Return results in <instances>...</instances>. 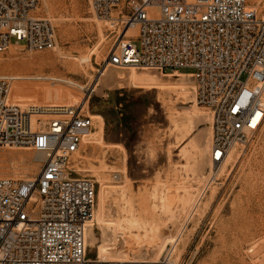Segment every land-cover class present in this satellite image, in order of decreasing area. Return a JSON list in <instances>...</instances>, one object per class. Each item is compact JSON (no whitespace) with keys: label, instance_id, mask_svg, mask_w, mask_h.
Masks as SVG:
<instances>
[{"label":"built area","instance_id":"1","mask_svg":"<svg viewBox=\"0 0 264 264\" xmlns=\"http://www.w3.org/2000/svg\"><path fill=\"white\" fill-rule=\"evenodd\" d=\"M87 1L98 19L110 23L114 39L91 80L83 86L62 81L80 90L79 102L16 104L10 91L19 79L0 74V147L44 156L33 177L0 178V264H170L169 252L155 261L123 262L86 250L96 180L80 174L79 160L93 130L88 102L107 67L188 74L194 102L210 114L213 162L264 122V17L248 0ZM38 4L0 0V52L11 44L52 46L53 25L38 15ZM120 176L113 172L115 180Z\"/></svg>","mask_w":264,"mask_h":264},{"label":"rangeland","instance_id":"2","mask_svg":"<svg viewBox=\"0 0 264 264\" xmlns=\"http://www.w3.org/2000/svg\"><path fill=\"white\" fill-rule=\"evenodd\" d=\"M248 3L264 16V0H248ZM37 13L53 25L54 41L61 53L78 56L91 51L90 62L79 65L80 71L77 72L67 70L60 65L61 62L50 68H23L15 65L16 62L30 55L44 54L56 59V54L51 48L20 50L12 45L0 52V74H52L78 83L91 80L95 69L102 67L113 43L108 21L97 19L87 0H39ZM51 15L60 17V24L53 21ZM71 56L60 60L72 62ZM129 71L107 67L98 78L88 102V114H99L103 119L105 142L118 144L108 149L104 158L98 154L95 144L84 143L81 147L80 174L95 179V172L86 170L89 166L102 163L106 169L102 179L107 191L106 215L111 218L126 216L127 207L122 199H127L135 209L134 215L141 218L142 212L153 203L152 189L161 192L164 187L177 191L171 208L178 209L181 205L177 198L182 194V188L188 187L194 203L189 208L176 210L177 219L169 220V227L161 231L164 236L178 238L171 257L177 255L179 264H264V122L257 132L235 143L236 158L222 171L217 172V166L209 167L208 164L201 167L198 163L202 154L189 151L187 146L198 131L204 129L210 132V119H195L192 124L189 123L182 114L191 103H183L186 99L165 89L133 87L128 81ZM120 72L124 78H119ZM136 72L143 78L163 84L176 81L175 77L155 71ZM29 84L45 90L56 88L66 94L34 95L24 100L17 94L20 87ZM79 97L80 90L73 86L62 81L51 83L50 80L40 79L18 80L10 91V100L16 104L72 105L78 102ZM196 105L197 109L209 115L206 108ZM91 118L92 131H95L97 120ZM84 155L92 156V161L86 163ZM43 158L32 149L2 146L0 178L21 180L31 177L38 172ZM113 172H119L120 179L115 180ZM111 184L117 188H107ZM98 187L99 181L96 193ZM211 189L215 192L210 198ZM154 200L159 204L157 199ZM165 217L159 207L154 220L162 221ZM93 231L96 243L101 229L95 225ZM121 246L118 243L115 250L127 249V246ZM155 247L142 245L135 254L141 260L152 259ZM87 249L90 255L96 254L95 249ZM169 249L168 243L157 258Z\"/></svg>","mask_w":264,"mask_h":264},{"label":"bare ground","instance_id":"3","mask_svg":"<svg viewBox=\"0 0 264 264\" xmlns=\"http://www.w3.org/2000/svg\"><path fill=\"white\" fill-rule=\"evenodd\" d=\"M50 7L51 6H49V8ZM37 10H38V7H37ZM51 18L53 21H56L58 23L61 21L59 19L60 17L57 18L51 15ZM108 24L110 23L108 22ZM62 28L63 27H61V29ZM12 45L18 46L20 50H22L19 44H11L10 46ZM50 48L56 54V59H51L49 56L44 55V54L34 55V56L30 55L16 62L15 65H18L23 68L25 67H38V68L49 67L50 68V67L56 66V64L61 62L60 65L66 67L67 70L77 72L79 70V65L81 66V64L83 63L86 65L88 64V62H90V52L91 51L89 53L81 54L78 56H71L68 54L65 55L58 50V44L55 41ZM70 56L71 58H73L72 62L71 60L65 61V62L60 60L64 58H70ZM105 70L103 71V73L105 72ZM129 70L130 71L128 74V81L133 87L165 89L168 92L172 91L174 92L175 95L186 99V101H183V103H191L188 108L184 109V113L182 114V117L188 120L189 123L192 124L195 119H197L198 121L202 119L203 120L210 119L209 118L210 114L207 115L206 113L201 112L199 109H197V105L194 102V90L192 89L193 81L189 77L188 74H185L179 71H175V73L162 74V75L169 76V77H175V80H176L172 82L171 81L166 82L163 84L151 78H148V79L143 78L142 76L137 74L136 72L137 70H134V69H129ZM14 76L17 77L19 80L40 79V80H50L51 83L53 81L55 82L56 81H65V82L69 81L72 84L74 83V84L83 86L81 85L82 83H78L68 78H61L58 76H54L52 74L51 75L50 74H38V75H30V74L29 75H22V74L19 75L18 74ZM118 76L119 78L125 77L122 72H120ZM190 85H191V90H190ZM55 94L62 96L63 94H66V92H63L62 90H58L56 88H49L45 90L41 87L30 86L29 84L24 87H20L17 95L20 97H23V99L26 100V99H30L31 96H34V95L44 96V95H55ZM79 100H80V97L78 98V102ZM60 104H64V103H60ZM19 105H22V104H19ZM37 105L42 106L44 108V107L53 106L56 104H51V105L37 104ZM64 105H68V104H64ZM89 115L94 117V119L96 118L97 127L95 131H92L89 134V136L84 140V142L95 144L97 148L99 149L98 154L100 155L101 158H104V155L108 151V149L113 148L115 147V145H118V144L106 143L104 139V133H103L104 131H103L102 117L99 114L90 113ZM175 126H177V123H175ZM210 137H211V132L206 131L204 129L200 130L191 138V141H189L190 143H189V146H187V148L189 149V151H193V152L196 151L198 152V154L199 153L202 154L201 156L202 159L200 160V163H198L201 167L205 164H208L209 167L217 166L216 167L218 170L217 172H219L224 169L226 164L234 162L236 158L235 153H236L237 147L235 144L231 145L228 149L227 154L219 162H213L210 160V155H209ZM120 150L123 151L122 147ZM91 158L92 156L90 155H84L83 157L86 163H88L87 161H92ZM86 170L94 171L96 175L95 180L97 179L96 183L99 181V187H98L99 189L95 197V207H94V212H93L92 223L91 222L89 223V226L85 232L86 233V236H85L86 237V250H88L87 248L95 249L97 256L101 260H104V261L130 262V261H140L141 260V257H138L135 254V251L139 249L142 245L147 244L149 246H156L155 247L156 252L154 253L153 258L147 260V261H155L157 260V257H159L161 251L164 250L165 246L169 243L170 244L169 254L171 255L174 254L175 247L178 242L177 241L178 238L176 236L175 237L164 236L161 233V231L169 227L167 225L169 220L177 219L178 215L177 213H175L176 210L189 208L194 203V201L191 200L192 194L188 187L182 188V191H181L182 194H180L179 197L177 198L178 202H180V205H181L178 209L171 208L172 202L174 198L176 197L177 191L173 192L172 190L168 189V187L166 188L164 187V189L161 192L158 191L160 192L158 194V192H156V189L153 188L152 189L153 203H151L147 207V209H145V211L142 212L141 218H138L134 215L135 209L132 206L131 202L128 201L127 199H122L123 203L127 207V210H126L127 215L123 217L111 218L106 215L105 207H104L105 200H106V192H107L106 190H104V186H103L104 183L102 181L103 175H104L103 172L106 171L104 165L102 163L99 165L95 164V166H89V168H87ZM123 173L125 174V172ZM124 174H122V177L126 179V176ZM107 188L114 189V188H117V186L111 184V185H107ZM214 192L215 191L213 189L210 190V198ZM154 199H157V203L159 204H156ZM159 207H161V210L166 214V217L162 221H159V220L155 221L154 216L157 214ZM95 225L101 229V236L99 237L100 239L96 243H95V235L93 231V226ZM118 243L122 245L121 247L127 246V249L121 248L119 250H115L117 248ZM169 262L170 264H179V259L177 258V255L175 257H171L169 259Z\"/></svg>","mask_w":264,"mask_h":264}]
</instances>
